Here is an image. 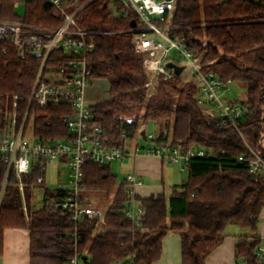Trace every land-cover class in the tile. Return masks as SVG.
I'll list each match as a JSON object with an SVG mask.
<instances>
[{
	"label": "trees",
	"instance_id": "1",
	"mask_svg": "<svg viewBox=\"0 0 264 264\" xmlns=\"http://www.w3.org/2000/svg\"><path fill=\"white\" fill-rule=\"evenodd\" d=\"M17 1L4 0L1 17L40 27L61 25L49 3L24 0L22 16L20 8H15ZM133 19L124 17V12L117 14L111 0L95 1L79 18L85 29L94 32V47L88 53L90 76L109 85V97L96 100L91 107L93 122L112 147L128 150L127 144L140 136L144 125L154 123L160 127L156 143H181L205 150L211 157L191 160L185 166L188 181L171 195L150 198L131 195L132 186L113 174L111 164L88 162L83 183L86 204L94 207L91 197L97 194L110 204L104 220L92 219L77 227L59 207L51 188L47 189L50 199L36 207L31 186L41 172L34 170L23 178L22 192L16 172L7 176L0 159V256L5 231L27 228L30 264H68L76 250L82 264L129 260L154 264L161 258L164 237L176 232L181 236L182 264H207L224 242L227 228L235 225L250 232L237 245V260L242 264L255 261L254 251L261 243L264 175L251 172V161L252 150L264 156V0H177L171 22L170 35L184 38L187 49L202 58L206 71L215 73L223 85L246 87L245 101L229 99L252 109L237 127L205 110L210 105L199 104V86L189 76L159 78L155 90H149L144 58L135 53L128 32ZM61 54L57 50L49 66L57 65ZM41 63L38 55L22 57L17 47L0 42V120L17 109L21 122L29 110L34 140L69 139L63 118L73 113V106L30 104ZM132 202L142 210L136 220L127 214Z\"/></svg>",
	"mask_w": 264,
	"mask_h": 264
},
{
	"label": "built area",
	"instance_id": "2",
	"mask_svg": "<svg viewBox=\"0 0 264 264\" xmlns=\"http://www.w3.org/2000/svg\"><path fill=\"white\" fill-rule=\"evenodd\" d=\"M18 0L15 8L19 9ZM49 3L61 20L59 27H40L30 25L22 20L1 17L5 14L4 0H0V42L11 44L19 50L22 57L38 55L42 59L31 97L32 102L41 105H60L69 103L73 113L65 116L71 137L54 142H38L27 138L33 134L28 123L27 110L23 120H19L18 110L14 114L0 120V159L7 168V176L14 170L20 179V188L24 192L23 178L34 170L41 172L36 184H32L31 199H42L36 205L44 206V199H50L47 189L57 194L59 207L65 211L76 227L92 219L104 220L106 211L86 204L85 165L88 162L97 165H109L117 161L124 162L131 152L126 148H116L108 144L103 130L93 121L92 105L87 99V90L94 79L90 76L88 53L93 49L91 41L94 32L85 29L79 18L81 13L97 0H39ZM117 14L124 12V17H134L131 35L135 53L144 58V66L150 75L147 84L149 90H155V81L159 78L169 80L178 77L173 69L167 67L168 62L182 66L175 61L171 53L174 50L182 53L187 65L182 76L194 79L200 89L199 104L217 108L225 122L239 125L246 114L252 113L249 106L232 104L229 95L233 93L230 86L223 85L219 77L206 71L202 58L195 56L186 47L184 38L170 35L171 22L174 17L177 0H111ZM118 5L122 10L118 11ZM131 23V24H132ZM61 50L57 65L49 66L53 54ZM17 107V105H15ZM15 107V108H16ZM4 120V121H3ZM145 140L151 143L147 147H137L136 153L158 156L167 163H181L183 169L191 160L209 158L211 153L195 147H186L179 143H156V135L147 133ZM241 136L242 132L238 129ZM251 172L264 175V156L253 151ZM241 161L244 159L241 158ZM53 179L51 180L50 178ZM126 181L132 186L129 191L134 196L141 180L136 175H129ZM132 199H135L133 197ZM27 211V208H25ZM142 210L131 203L128 216L136 220ZM264 224V214L262 216ZM78 229L76 228V232ZM77 233H75V236ZM261 243L255 248V261L243 264H264V233H260ZM76 246H77V237ZM68 264H82V258L76 250L75 256ZM121 264H133L129 260Z\"/></svg>",
	"mask_w": 264,
	"mask_h": 264
},
{
	"label": "crops",
	"instance_id": "3",
	"mask_svg": "<svg viewBox=\"0 0 264 264\" xmlns=\"http://www.w3.org/2000/svg\"><path fill=\"white\" fill-rule=\"evenodd\" d=\"M87 98L94 97L91 87L87 90ZM143 137V136H142ZM145 139V137H143ZM141 141H132L127 144L131 152L130 157L124 161L130 175L140 178L141 184L137 185L135 193L141 198H150L166 193V174L171 173V165L158 156L136 153ZM150 145L149 143H147ZM172 178V177H171ZM51 180L53 179L50 178ZM184 185V184H183ZM20 186V184H19ZM26 186V185H25ZM174 186L169 195L172 194ZM42 199H33L37 205ZM25 208L27 206L25 205ZM264 227V225H263ZM228 230V228H227ZM226 230V231H227ZM261 233V232H260ZM246 235L233 236L226 233L222 245L208 258L207 264H237L236 248L241 238ZM0 264H30V231L27 228L8 229L4 234V253L0 256ZM154 264H182V242L180 234L168 233L163 239V251L161 258Z\"/></svg>",
	"mask_w": 264,
	"mask_h": 264
},
{
	"label": "rangeland",
	"instance_id": "4",
	"mask_svg": "<svg viewBox=\"0 0 264 264\" xmlns=\"http://www.w3.org/2000/svg\"><path fill=\"white\" fill-rule=\"evenodd\" d=\"M18 12L23 16L24 15V8L23 6H21V8L18 10ZM172 58L179 62L182 66L187 65V61L184 57V55L182 53H180L177 50L172 51L171 53ZM92 91L94 92V97L91 98H87L91 103H94L96 100H100V99H105L109 97V85L107 83V81L105 80H94L93 83L90 85ZM233 89V93L229 95V99L230 100H236L238 102H243L246 100L247 98V91H246V87L244 85H239V84H235L231 86ZM205 110H208L210 112H212L213 114H215L216 116L220 115V112L217 108L212 107V106H206ZM147 133L149 134H154L157 136V134L159 133V129L160 127L158 126V124H148V125H144ZM27 138L29 140H32V136H31V132L27 133ZM137 142H142L143 144H139L137 147H147L148 146V142L145 141V139L142 137V133L140 134V136L135 140ZM151 144V143H149ZM129 150V149H128ZM124 162L122 161H117L111 164V168H112V172L113 174H115L118 179L120 181H123L125 179H127V177L130 174L133 173H129L130 171L126 170V167L123 164ZM169 169L171 170V173L166 174V195L169 196L172 188L174 186H182L183 184H185L188 179H189V173L188 171L185 170V168L183 169V165L181 163L179 164H174V167H171ZM172 177V178H171ZM91 201H92V205L94 206V208H99L101 210L106 211V209L109 207V202L107 201V198L102 195V194H97V195H93L91 197ZM263 222L261 219V223L259 225V231L261 233H264V227H263ZM231 233L233 236H238V235H250L249 230H244L241 229L238 226L235 225H231L228 227V230L226 231V233ZM237 264H242V262L236 260Z\"/></svg>",
	"mask_w": 264,
	"mask_h": 264
},
{
	"label": "water",
	"instance_id": "5",
	"mask_svg": "<svg viewBox=\"0 0 264 264\" xmlns=\"http://www.w3.org/2000/svg\"><path fill=\"white\" fill-rule=\"evenodd\" d=\"M132 27H136V24H135L134 22L132 23ZM167 67H168L169 69H173L174 72H175V74H176L178 77L182 76V74L184 73V71H185V69H186L185 66H177V65H175V64L172 63V62H168V63H167ZM145 135H146V131H143V132H142V136L145 137ZM97 220H99V217H97ZM83 261H84V263H87V262H88L87 257H83Z\"/></svg>",
	"mask_w": 264,
	"mask_h": 264
}]
</instances>
